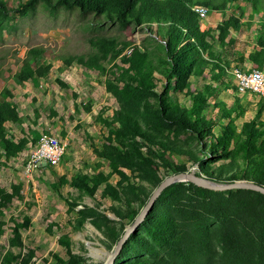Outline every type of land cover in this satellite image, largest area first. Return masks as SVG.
<instances>
[{"label": "trees", "instance_id": "16d2710c", "mask_svg": "<svg viewBox=\"0 0 264 264\" xmlns=\"http://www.w3.org/2000/svg\"><path fill=\"white\" fill-rule=\"evenodd\" d=\"M237 1L0 0V22L11 13L25 15L42 4L51 10L77 9L91 14L98 24L145 25L150 32L144 52L131 44L134 52L126 57L122 55L126 42L119 44L115 37L101 35L90 39L95 48L92 53L64 59L65 64L77 61L102 72L101 60L114 62L106 88L118 107L105 116L109 108L105 106L96 116L107 128L100 144L90 143L96 162L78 169L69 179L61 175L52 183L56 190L63 184L72 188L70 197L64 198L71 206L89 198L92 205L82 203L84 209L109 239L117 241L165 176L184 172L193 163L217 182L245 179L264 185V120L238 124L236 118L244 113L239 97L231 105L218 98L223 88L240 93L229 76L231 63L243 61V55L237 53L232 60L227 56L233 52L230 34L242 24L243 6L238 16L228 14L233 6L238 7ZM241 1L250 5L252 13H264V0ZM196 5L221 15L215 28H201ZM260 28H264L261 20ZM44 51L42 46L27 50L16 83L47 74L50 64L34 65ZM247 57L251 66H237L238 70L264 68L263 29ZM198 79L201 82L192 87ZM0 94V167H6L25 148L28 137L8 133L7 124L19 123L21 116L11 90L4 87ZM179 94L190 101L189 106L179 101ZM257 104L256 113H260L264 96ZM83 108L89 110L90 104ZM22 186L13 183L7 190L0 185V234L5 209L14 199H24ZM107 198L110 204L104 206ZM11 221V236L0 254V264H33L34 249L15 251L23 246L22 230L30 226L31 216L24 213ZM53 225L60 230L58 223ZM103 233L100 242L110 247L112 242ZM58 243L66 256L50 252L53 264H87L85 255L73 252L67 233L59 235ZM113 264H264V194L247 188L213 190L189 181L171 183L130 233Z\"/></svg>", "mask_w": 264, "mask_h": 264}, {"label": "rangeland", "instance_id": "374dc122", "mask_svg": "<svg viewBox=\"0 0 264 264\" xmlns=\"http://www.w3.org/2000/svg\"><path fill=\"white\" fill-rule=\"evenodd\" d=\"M236 4L238 7L233 6L228 14L234 12L238 16L241 12L239 8L243 6V16L240 19L242 24L238 31H232L230 34L234 38L231 47L233 52H228L227 56L232 60L239 53L243 55L244 60L235 59L238 64L232 62L230 72L237 69V66H243L242 68L251 66L248 53L253 50L261 29L264 30L260 28V20L264 22L262 11L252 13L250 5L244 4L241 0ZM92 17L91 14L82 13L77 9L58 7L51 10L38 4L28 14L11 13L7 20L0 22V93L4 87L11 90L14 94L13 101L21 115L19 123L7 124V130L14 137L19 138L22 134L28 137L25 148L11 157L6 167H0V185L10 190L13 183L21 182L23 184L21 194L24 196L23 200L14 199L12 205L5 209V215L2 217L5 224L0 234V254L3 247H8L10 227L13 225L11 218L24 213L31 216V222L27 229L22 230L23 248L16 247L15 251L21 249L27 252L28 248L34 249L35 256L31 259L33 264H53L50 252L66 256L65 248L58 243L61 233L70 236L73 252L85 255L87 264H98L113 250L109 249L116 241L109 239L98 229L93 223L94 216L84 209L82 203L91 206L90 199L83 197L79 204L71 206L64 198L70 197L69 192H73L72 188L68 184H63L56 190L52 183L61 175L63 163L66 167L61 171L69 179L78 169H84L86 164L93 166L96 162L97 157L92 153L89 141L100 144L102 136L107 133V128L96 116L105 106L109 107L104 113L105 116H111L112 108L118 107L114 95L106 88L114 62L108 59L101 60L104 66L102 72L87 68L77 61L65 64L64 59L92 53L95 48L90 39H97L101 35L115 37L119 44L121 42H126L127 46L133 44L140 52H144L143 44L147 43L150 32L145 25L122 26L108 22L98 24L92 21ZM220 18L219 13L207 10V18L200 19L201 28H215ZM247 20H251L248 25L245 24ZM33 46L45 48L34 65L40 67L50 64L49 69L41 78L18 84L14 79L19 76V69L27 50ZM116 63H119V59ZM232 72L229 74L231 84L235 83ZM200 82L201 79L193 80L192 87ZM181 96L179 94V101L189 106L190 101L184 100ZM236 97H239L238 103L244 108L242 116L236 118L238 124L250 119L264 120V108L260 113H256L260 96L253 92L238 94L231 87L223 88L218 98L231 105ZM86 104H90L89 110L83 108ZM59 131L66 142L59 162L52 165L41 162L33 169L27 170V160L35 142L33 136L40 132L56 134ZM104 169L108 170L107 167ZM186 171L207 177L200 171L197 163L188 166ZM103 201L104 206L110 204L108 198ZM107 213L112 212L106 210ZM52 223H58L61 226L60 230L56 225L52 226ZM116 227H119V223H116ZM101 232L112 245L106 247L109 252L103 253L102 257L97 253V259L95 258L97 256L93 255L96 252L91 254L89 248L91 246L102 249L98 243L100 238H103Z\"/></svg>", "mask_w": 264, "mask_h": 264}, {"label": "built area", "instance_id": "2783aa9c", "mask_svg": "<svg viewBox=\"0 0 264 264\" xmlns=\"http://www.w3.org/2000/svg\"><path fill=\"white\" fill-rule=\"evenodd\" d=\"M194 10L198 13L200 19L207 18V9L204 6L196 5ZM133 52V45L127 46L122 55L130 56ZM235 84L240 93L250 91L258 96H264V68L256 66L247 71L235 69L233 71ZM65 144L56 134L42 133L38 135L34 147L27 160V170H31L38 164L49 163L57 164L64 152Z\"/></svg>", "mask_w": 264, "mask_h": 264}, {"label": "water", "instance_id": "95a60500", "mask_svg": "<svg viewBox=\"0 0 264 264\" xmlns=\"http://www.w3.org/2000/svg\"><path fill=\"white\" fill-rule=\"evenodd\" d=\"M177 181H189L198 186L210 188L213 190H226L232 188H247L257 190L264 194V185L257 184L253 181H248L245 179L234 180L232 182H217L211 180L207 177L199 176L190 171H184L179 173H173L165 176L160 183L151 191L150 195L144 206L140 209L138 214L135 216L132 222L126 224L122 234L117 239L114 244L113 250L109 253L107 257L104 258L102 264H113L116 256L119 254L121 247L125 240L128 238L131 232H133L140 222L145 218L148 211L153 206L154 201L159 196L164 188H166L171 183ZM110 217L118 219L113 213H107ZM92 225V224H91ZM89 243V241H86ZM91 255V254H89Z\"/></svg>", "mask_w": 264, "mask_h": 264}, {"label": "bare ground", "instance_id": "6f19581e", "mask_svg": "<svg viewBox=\"0 0 264 264\" xmlns=\"http://www.w3.org/2000/svg\"><path fill=\"white\" fill-rule=\"evenodd\" d=\"M98 243L100 244V246H101L102 249H100V248H94V247H91V246H90V248H89L91 254H93L94 252H96V253L93 254L94 256H97V253H98V254L100 255V257H102V254H103V253H105V252H109V250H112L113 247H114V245H113L109 250H107V249H106V246L102 245L100 242H98ZM95 258L98 259V256L95 257Z\"/></svg>", "mask_w": 264, "mask_h": 264}, {"label": "crops", "instance_id": "0c3cea01", "mask_svg": "<svg viewBox=\"0 0 264 264\" xmlns=\"http://www.w3.org/2000/svg\"><path fill=\"white\" fill-rule=\"evenodd\" d=\"M20 114V113H19ZM21 116V115H20ZM20 128H21V126H20ZM25 130V129H24ZM21 131V130H20ZM23 133V132H22ZM43 132H40L38 135H40V134H42ZM69 133V132H68ZM24 134H22V136H23ZM38 135L36 134V135H34L33 136V139H35V141H36V138L38 137ZM56 135H58L59 137H60V139L62 140V142L66 145V142L64 141V139H62L63 137L61 136V132L59 131L58 133H56ZM66 138V137H65ZM35 143V142H34ZM91 143V141H89V144ZM81 160H84V159H82V158H80ZM66 163V162H65ZM62 166H61V169L62 168H65L66 167V165H64V163L63 164H61ZM61 169H60V174L61 175H64V172L63 171H61ZM60 175V176H61Z\"/></svg>", "mask_w": 264, "mask_h": 264}]
</instances>
